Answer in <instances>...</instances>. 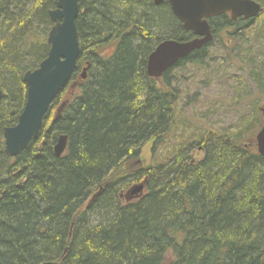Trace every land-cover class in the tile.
Segmentation results:
<instances>
[{
	"label": "trees",
	"instance_id": "obj_1",
	"mask_svg": "<svg viewBox=\"0 0 264 264\" xmlns=\"http://www.w3.org/2000/svg\"><path fill=\"white\" fill-rule=\"evenodd\" d=\"M256 1L263 12L255 19H211L214 38L224 29L230 41L254 32V46L263 44L264 0ZM55 5L0 0V264H264V156L254 139L264 118L241 119L223 134L179 136L190 142L131 168L148 144L155 158L172 138L180 96L173 72L205 64L213 46L149 77L147 59L161 41L194 38L167 0H79L69 95L57 96L27 149L6 154L4 130L24 109L23 75L47 57ZM62 134L68 146L57 157ZM139 181L146 192L121 200L119 191Z\"/></svg>",
	"mask_w": 264,
	"mask_h": 264
},
{
	"label": "water",
	"instance_id": "obj_2",
	"mask_svg": "<svg viewBox=\"0 0 264 264\" xmlns=\"http://www.w3.org/2000/svg\"><path fill=\"white\" fill-rule=\"evenodd\" d=\"M156 5L164 0H154ZM174 16L182 23L185 31H191L195 38L187 41L167 39L161 41L147 59V75L161 78L180 60L195 50L201 49L213 39L209 19L224 13L231 18H256L262 12V6L255 0H168ZM79 0H56L49 12L53 26L48 35L50 46L47 57L35 70L25 72L23 81L27 86V98L24 109L15 126L4 130L6 154L16 158L28 148L30 142L40 133L43 119L53 101L67 86L78 68L80 43L76 20L79 15ZM82 78H86L85 72ZM0 89V100L2 98ZM63 107V106H62ZM61 110V108H60ZM59 110V111H60ZM264 114V109L262 108ZM258 153L264 156V124L255 137ZM68 146V136L63 134L57 139L54 153L61 157ZM144 184L134 186L127 196H140Z\"/></svg>",
	"mask_w": 264,
	"mask_h": 264
},
{
	"label": "rangeland",
	"instance_id": "obj_3",
	"mask_svg": "<svg viewBox=\"0 0 264 264\" xmlns=\"http://www.w3.org/2000/svg\"><path fill=\"white\" fill-rule=\"evenodd\" d=\"M257 23L253 24V28L258 30ZM229 33L228 29L219 32L218 37L213 40V46L208 50L205 64L188 63L173 72V81L180 96L172 138L168 145L161 147L155 158L151 157L152 143L148 144L140 159L130 164L131 168L137 169L160 162L161 155L171 148L172 143L174 146L178 141L185 144L190 142L179 136L194 139L192 136L198 138L206 131L223 134L236 129L241 119L251 120L255 116L263 120L261 108H264V72L259 70V65L264 62V41L255 47L254 32L236 36L232 41ZM255 69L259 71L256 77L252 73ZM73 84L75 89L77 82L74 81ZM68 95L67 86L63 100ZM57 108L58 106L52 110V114ZM244 133L250 137L251 129ZM142 183L145 184L144 181H139L121 189V200H133L127 197L128 190ZM145 192L146 188L143 194Z\"/></svg>",
	"mask_w": 264,
	"mask_h": 264
},
{
	"label": "bare ground",
	"instance_id": "obj_4",
	"mask_svg": "<svg viewBox=\"0 0 264 264\" xmlns=\"http://www.w3.org/2000/svg\"><path fill=\"white\" fill-rule=\"evenodd\" d=\"M145 185V184H144ZM144 189H145V186H144Z\"/></svg>",
	"mask_w": 264,
	"mask_h": 264
}]
</instances>
